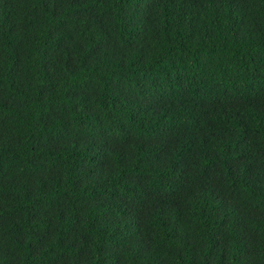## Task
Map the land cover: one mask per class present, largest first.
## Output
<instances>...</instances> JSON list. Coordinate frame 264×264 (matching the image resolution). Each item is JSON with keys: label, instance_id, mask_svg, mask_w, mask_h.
<instances>
[{"label": "trees", "instance_id": "1", "mask_svg": "<svg viewBox=\"0 0 264 264\" xmlns=\"http://www.w3.org/2000/svg\"><path fill=\"white\" fill-rule=\"evenodd\" d=\"M0 264H264V0H0Z\"/></svg>", "mask_w": 264, "mask_h": 264}]
</instances>
